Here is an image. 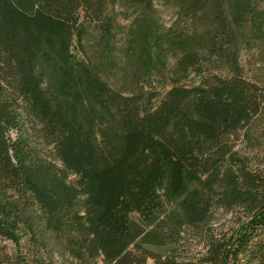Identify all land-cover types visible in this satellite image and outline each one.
Here are the masks:
<instances>
[{"label": "trees", "instance_id": "16d2710c", "mask_svg": "<svg viewBox=\"0 0 264 264\" xmlns=\"http://www.w3.org/2000/svg\"><path fill=\"white\" fill-rule=\"evenodd\" d=\"M63 255L264 264V0H0V264Z\"/></svg>", "mask_w": 264, "mask_h": 264}, {"label": "rangeland", "instance_id": "374dc122", "mask_svg": "<svg viewBox=\"0 0 264 264\" xmlns=\"http://www.w3.org/2000/svg\"><path fill=\"white\" fill-rule=\"evenodd\" d=\"M160 11L162 12V15L164 16V19L168 22L170 20L171 17V10L169 8H166L164 6H160L159 7ZM192 249L195 251L196 249H199V245L197 244V242H193L192 243ZM72 261V259L70 257H68L67 255H63L61 257L57 256L55 257V263L56 264H70V262Z\"/></svg>", "mask_w": 264, "mask_h": 264}]
</instances>
